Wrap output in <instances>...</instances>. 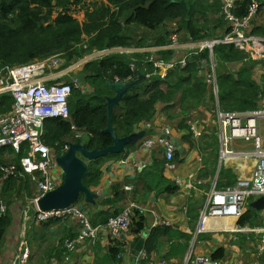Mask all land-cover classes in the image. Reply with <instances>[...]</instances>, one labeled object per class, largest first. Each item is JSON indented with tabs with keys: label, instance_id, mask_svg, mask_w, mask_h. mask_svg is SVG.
<instances>
[{
	"label": "trees",
	"instance_id": "1",
	"mask_svg": "<svg viewBox=\"0 0 264 264\" xmlns=\"http://www.w3.org/2000/svg\"><path fill=\"white\" fill-rule=\"evenodd\" d=\"M86 1L77 0L76 3L84 6ZM71 2L70 0H0V61L2 66L23 67L36 59L61 55L62 66L59 69L61 71L92 54L93 51L143 47L146 46L143 44L147 39L150 40L147 47L162 48L169 44L167 39L175 32L168 31L167 28L175 24L178 25L175 33L179 32L184 40L189 38L194 41L211 40L220 38L229 30L226 16L222 13L224 3L221 0H106V3L94 4L93 9L88 7L87 21L83 24L74 18L71 12ZM251 4L252 0L236 1L231 12L238 18H244L248 15ZM57 6L62 7L63 11L54 18ZM255 22H253V34L264 36V23ZM85 37H88L87 42H85ZM175 53L173 50H160L157 51V59L171 60L175 57ZM132 58L139 61L135 63L137 66L135 72L130 68ZM246 58L244 52L234 45H217L214 49L213 59L216 63L215 72L219 86L218 100L223 111L243 113L256 111L260 107V96L264 95V76L258 82L255 77L257 62L252 59L246 61ZM212 61L210 51L206 49L205 52L193 56L186 67L178 66L165 79H161L158 75L153 76V66L142 63L137 54L128 56L114 53L100 60H94L86 64L83 71L88 76L89 91L76 87L73 80L67 79L66 83L70 84L73 90L70 100V120H48L45 124V144L55 150L56 156L64 154L65 146L71 144H86L90 150H102L113 145L112 137L104 133L108 126L106 98L113 95L111 89L106 87L107 81L116 82L118 79L120 82H127L131 76L135 79L134 75L150 73L152 74L151 79L131 89L124 97L122 104L115 109L113 126L117 136L126 138L132 135L138 125L149 122L153 118L157 104L162 103L169 106L170 110L182 107L181 123L176 128L188 133L183 136V141L194 147L192 123H188L189 117L184 116L188 112H198L199 116L196 119L201 118L199 120L203 124L207 113L210 117L214 115L215 101L208 98L211 87L207 85L202 75L203 62L208 65V69L213 70ZM14 104L15 101L10 94L0 95V117L10 114ZM209 107L212 112L208 110ZM74 127L83 133L82 138L74 137ZM214 143L217 142L214 141ZM130 148L133 146L127 147V149ZM204 149L212 150L213 147L210 143H206ZM7 152L14 155L12 148L0 150V166L8 165L2 160ZM159 152L162 153V151ZM26 155L27 152L21 151L16 156L14 159V164L18 168L16 177L4 180V187H0L1 198L8 208L6 213L0 211V255L13 223L14 213L10 209L11 206L19 201L27 206L28 201L33 198L29 177L34 176L25 174L24 171L19 173L21 158ZM125 155L126 153L111 154L88 162L89 172L84 179V184L89 188L99 186L103 178L101 165L109 160L124 161ZM179 158L180 151H176L172 163L180 162ZM167 164L166 159L155 160L151 167L145 168L137 175L134 183L149 184L145 191H157V195L176 194L180 190V185L177 181L164 176ZM223 178L228 179L224 184V188H227L235 183L237 177L230 171H223L220 180ZM0 181H3L1 171ZM80 201H83V197ZM97 201L101 208L107 207V209L89 215V223L93 227L104 226L111 217H116L121 213L119 209L122 202L120 191H115L113 197L97 199ZM250 202L248 201L238 221L239 226L251 229L263 227L260 226L263 224L262 212L249 207ZM48 227V223L42 224L38 225L36 230ZM145 230L146 218L141 210L135 209L130 230V233L136 237L133 246L145 235ZM69 232L64 238L58 240L54 247L51 248L50 245L45 249L43 258L47 259V264L57 261L64 262L67 257L75 253L68 251L65 240L75 241L79 236L70 230ZM193 235L194 233L185 234L174 231L167 226L152 228L146 238L144 251L146 259H140L138 264H145L150 259V255L157 250L158 242L162 237L175 241L165 260L185 255ZM237 235L240 237V243L247 241L246 239L254 240L257 237L255 233L249 236L243 233ZM46 236L47 234H40L43 241ZM116 241L118 242V239ZM119 243L114 242L109 247L107 258L111 264H123L119 256L124 254V249ZM213 258L218 261L225 260L226 250L221 248L213 253Z\"/></svg>",
	"mask_w": 264,
	"mask_h": 264
},
{
	"label": "built area",
	"instance_id": "2",
	"mask_svg": "<svg viewBox=\"0 0 264 264\" xmlns=\"http://www.w3.org/2000/svg\"><path fill=\"white\" fill-rule=\"evenodd\" d=\"M224 3V14L228 21L229 30L227 34L220 38L211 40H202L199 42H190L193 44L185 45L181 44L179 35L174 34L171 36V42L168 46L162 48H148V49H122L115 48L104 51H93L92 54L87 55L85 59L100 60L114 53L122 55L133 56L140 54L145 58V63L152 64L156 74L165 79L169 72L175 70L178 66L184 68L187 65L188 56L183 53H179L185 49L192 50L196 55L202 51L208 49L210 55L213 56L214 49L217 45H234L238 50L243 51L246 55V61L253 60L257 62L255 77L260 82L262 76H264V36L253 34L254 25H251L254 18L252 16L260 11L264 5V0H252V4L249 8L248 15L244 18H238L233 15L231 9L236 1L239 0H221ZM249 26L252 29H249ZM86 48V46H85ZM160 50H173L178 53L171 60L157 59L156 53ZM106 53L104 56H98L93 58L97 54ZM191 55V54H190ZM61 55L54 56L51 65L46 70L50 73L47 76H36L26 71L27 66L23 67H2L0 61V77L3 79L0 81V85L4 86L0 90L1 94H10L14 101L13 111L0 117V150L6 148H12L15 155H19L21 151L27 152V155L21 158V170L25 174L33 175L40 174L41 179L33 175L39 183L40 195L33 200L30 207L23 210V221L27 224L29 221L36 225L46 224L50 222H73L76 218L81 220L80 236L75 241L66 240V247L68 251L75 252L76 244L80 241L95 242L99 235L105 234L113 245L116 240H122L123 236L128 235L132 228V220L135 216V209H139L136 205L120 206L121 213L116 217H111L107 224L104 226L93 227L88 219L89 215L85 211H75L77 207L66 210H52L48 212H42L38 209L37 201L46 193L54 190L59 183L60 172L59 166L56 164L55 150L45 144V124L48 120L61 119L64 121L70 120V100L72 98V86L66 82L52 83V77L55 76L53 67L62 66L60 61ZM88 62V63H90ZM137 59L132 58L130 64L131 70H136L135 63ZM49 63V64H50ZM87 63V64H88ZM76 65V66H75ZM79 63L73 64L71 68L76 70ZM59 67V68H60ZM213 70L206 72V83L213 88L216 96L219 94L218 80L215 72L214 65ZM69 69V73H72ZM69 73L62 74L59 79H62ZM150 76H147L149 78ZM132 79V77L130 78ZM118 82V79L116 80ZM76 84V83H75ZM76 87H79L76 84ZM259 109L256 111H249L243 113H230L223 112L220 109L217 111V123L220 127L219 142L221 148L219 151L220 158L225 165H230L231 168L235 167L240 172H247L241 174L237 179V182L230 187L224 189H218L216 184L213 185L210 192L207 194L206 207L202 211L201 221L198 223V229L196 230V237L204 232H208L205 228L206 221L214 220H234L239 221L242 217L246 205L250 199L251 202L257 201L261 197H264V95L260 96ZM153 118L149 122H143V125L135 128V132L139 133L145 131L146 135L152 133L155 130L153 125ZM74 137L82 138L83 133L78 131L76 127L73 128ZM194 130V139L197 138L198 133ZM174 135L169 128H165L156 134H151L148 137L143 138L139 145L140 149L146 151H159L164 152L165 158L168 162L167 169L171 170L175 168L172 163L175 157L177 147L174 143ZM238 143H241V147ZM138 145V144H137ZM136 145V146H137ZM247 146L249 148H246ZM68 145L65 146V151L68 149ZM56 170L57 175L53 173ZM1 173H3V180H8L10 177H16L18 168L16 165L1 166ZM177 183L182 186L180 181ZM199 184L202 181H198ZM189 184V183H188ZM187 185V184H186ZM186 188H194L193 185H187ZM126 190H131L130 187H126ZM34 209L31 213L30 210ZM2 212H5L6 208L3 204L0 205ZM147 212V211H146ZM153 212V211H150ZM264 216V211L263 214ZM68 219V220H67ZM157 226H170L165 220H157L154 223V227ZM234 232L239 233H251L253 229H242L236 225ZM264 232V229L261 230ZM25 228L21 234L22 239L18 241V246L10 258L8 264H29L32 258L31 245L26 241ZM196 242V239H195ZM264 246V237L261 241ZM28 244V246H26ZM122 245V244H121ZM95 245L93 244V247ZM126 249V246H122ZM129 254V253H128ZM143 253L141 258L146 259ZM72 256L66 258L65 262H68ZM123 255L119 256V259H124ZM159 264H168L166 260H162ZM183 264H224L221 261L215 260L212 255L209 254H196L194 250L188 251L185 256ZM234 264H244L241 261ZM261 264V263H254Z\"/></svg>",
	"mask_w": 264,
	"mask_h": 264
},
{
	"label": "crops",
	"instance_id": "3",
	"mask_svg": "<svg viewBox=\"0 0 264 264\" xmlns=\"http://www.w3.org/2000/svg\"><path fill=\"white\" fill-rule=\"evenodd\" d=\"M71 69L73 74H78L73 68ZM232 69H234L233 66ZM61 75L62 74L60 73L52 77V83L60 81L61 79L58 80L57 78ZM68 75L65 77L67 78ZM168 108L169 106L163 105L162 103L157 104L152 121L155 130L152 133H148L145 137H148L151 134H156L165 128H169L174 135V139L179 141L185 149L184 154L180 153L179 159L181 161L174 164L175 168L171 170L167 169L166 173H164V176L167 179L180 181L182 183V186H179L180 190L174 195H157V191H145L149 187V184L134 183L137 179V175L145 168L151 167L155 160L166 159L162 150H159L162 151V153H160L158 150L150 152L140 149L139 145L141 142H139L137 146L127 149L124 161L109 160L101 165L100 169L103 173V178L99 186L93 188L97 194V199L113 197L115 191H120L122 198L121 206L134 204L139 207V210L143 212L146 218V228L149 229V231L153 228L154 223L157 220H165L170 224V226L167 227L174 229V231H180L185 234L194 233L189 249L185 255H182L179 258L174 257L170 260H166L168 264H183L186 254L191 249L194 250V253L196 254H209L213 256V253L219 251L221 248L226 250V258L221 261L222 263L233 264L230 261L231 259L238 262L237 258L243 255L237 256V253L240 251L241 253L246 254L249 248L251 249V247H254V244L248 243L247 241H245L243 246L231 243L237 241V236H235V234L239 233V231L234 232L232 229H234L236 225L238 228L242 229L250 228L239 226L237 221H231L233 224H230L225 220H214L206 221L204 224L205 228L209 230L208 232L201 233L196 237V230L198 229L199 221H201L202 211L205 209L204 207H206L207 194L210 192L214 184H216L218 189H222L224 188V184L228 181L227 178L220 180L222 172L230 171L231 174L238 178L241 174L247 172H240L235 167L231 168L230 165L227 166L223 163L219 155L221 148L219 137L218 140H215L217 143L213 144L214 135H212L208 128H205V126H208L210 120V115L208 113L203 124L200 121L201 118H199L200 120L196 119V117L199 116L198 112H188L185 114L184 117H189L188 123L191 122L192 124H197L193 128L196 133H198V136L193 139L195 146L191 147L183 141V136L188 135V133L185 130H182L181 132L176 128L181 123V115L183 114L182 107H178L174 110ZM208 110L211 111V108L209 107ZM139 127L143 129V125L138 126V128ZM206 135L208 136L205 137ZM206 142L212 145V150L204 149ZM238 144L243 147L241 143ZM244 147L249 148L247 146ZM198 181H202V183L199 184ZM221 181L223 183H219ZM186 184L193 185L194 188H186ZM127 186L132 187V190H126ZM36 194L38 197V190H36V193L33 191V198H36ZM18 203H21L23 206V202L19 201ZM13 205L11 206V211L14 213ZM28 207H30V205L26 206V208ZM92 207L94 209L93 214L102 209H107V207L101 208L98 205V201L96 202V205ZM33 211L34 209L31 208V213ZM17 212L18 213H14L12 226L6 236L3 250L0 255V264H8L18 246V241L22 239L21 234L23 231V225L21 221H23V210L18 209ZM261 218L263 224L260 226L264 227V216L262 215ZM56 230L57 229L54 227L53 229L43 228L42 230H38L37 234L45 235L49 233L48 235H50L52 232L56 233ZM69 230L72 231L73 234H79L78 231H73L70 228ZM68 233L70 232L67 231L65 235ZM263 237L261 239H263ZM123 238L124 239L122 240L119 239L118 243L120 242L119 244L127 247L124 249L123 259L124 264H130L131 250L136 237L132 233H129ZM58 240L61 239H58L57 237L54 238V242L50 244L51 248L54 247ZM111 241L112 240H109L105 234L99 235L94 243L91 241H80L76 244L75 256L68 262H62V264H111L107 258ZM181 242L182 241H180V243ZM173 243H175V241L170 240L168 237H162L158 242L157 250L150 255V259L147 260L145 264H159L162 260H165ZM93 244L95 245L94 247ZM30 245L33 249L32 243H30ZM47 247H45V249ZM260 249L264 250V246L261 245ZM247 260L251 259L247 258ZM34 262L35 261L32 259L30 264H33Z\"/></svg>",
	"mask_w": 264,
	"mask_h": 264
},
{
	"label": "water",
	"instance_id": "4",
	"mask_svg": "<svg viewBox=\"0 0 264 264\" xmlns=\"http://www.w3.org/2000/svg\"><path fill=\"white\" fill-rule=\"evenodd\" d=\"M88 76L85 73L77 74L72 77L73 82L82 86L87 85ZM144 81V76L140 75L136 81L130 83L107 81L106 87L113 92L112 96L106 98L108 111V126L104 133L113 139V145L99 150H90L86 144H71L66 153L56 158L57 165L63 174L60 184L51 192L46 193L37 201L38 209L42 212L52 210H66L76 205L83 197L88 205H96L97 194L94 190L84 184V179L89 172L87 162L95 161L99 158L107 157L111 154H125L128 146L135 147L146 136L145 131L134 132L126 138H119L113 126V114L118 108L126 94ZM174 143L181 154L185 153L179 141ZM258 212L264 211V197L253 201L249 205ZM238 222V221H237ZM124 237V236H123ZM122 237V238H123ZM124 239V238H123ZM146 239L141 238L131 250V263L138 264L143 252L145 251Z\"/></svg>",
	"mask_w": 264,
	"mask_h": 264
},
{
	"label": "rangeland",
	"instance_id": "5",
	"mask_svg": "<svg viewBox=\"0 0 264 264\" xmlns=\"http://www.w3.org/2000/svg\"><path fill=\"white\" fill-rule=\"evenodd\" d=\"M72 1V5H71V12L74 16V18H76L81 24L85 23L87 21V9H93L94 8V4H103V3H106V0H87L85 5L83 6V4H77L76 1L77 0H70ZM89 7V8H88ZM63 11V8L60 7V6H57L56 7V10H55V14H54V18H56L60 12ZM222 13H224V7H222ZM253 21L251 23V25H253V22L256 21L255 23H264V5L263 7L260 9V11H258L257 13H255L253 16H252ZM223 22L225 23V19L223 20ZM177 27L178 25H169V28H167L168 31H176L177 30ZM249 29H252V27L249 26ZM88 41V37H85V42ZM150 40L147 39L146 40V43H144L143 45H147V43L149 42ZM186 41V40H185ZM135 44H136V41H135ZM84 45V44H83ZM106 53H102V54H97L96 56H94L93 58H96L98 56H104ZM54 57H49V58H45V59H36L34 61H32L30 63L29 66H27V69L26 71L31 73V74H35L36 76H39L40 74L43 73L42 76H47L50 71L49 70H46L48 68L49 65H51V61ZM91 60L89 59H82V60H79L77 62H75V64L79 63L78 67L76 68L75 71H77V73H80L84 66L90 62ZM51 62V63H50ZM50 63V64H49ZM76 66V65H75ZM60 66H55L53 67L54 69V73H56L55 75H58V74H65V73H69L68 69L66 70H61L59 72L58 69H59ZM202 67L203 68H206L208 67L207 65L205 64H202ZM3 77H5L4 75L0 77V81L3 79ZM67 81V78L64 77L63 79H61V82H66ZM4 86H1L0 85V90L3 89ZM89 91V90H88ZM0 95H2L0 93ZM209 99H213L215 102V110H214V115H212L210 117V120H209V123H208V130L212 133L213 136V140H218V134L220 132V128L219 126L217 125V108H218V103H219V100H218V97L216 96L215 92L213 91V88L210 89V96L208 97ZM210 99V100H211ZM212 126V127H211ZM264 134V132H263ZM216 135V137H215ZM217 138V139H216ZM208 143V142H206ZM16 158V156L14 155H11L9 154L8 152L2 157V160L10 165H13L14 164V159ZM53 173L55 175H57L56 173V170H53ZM61 172H60V175L61 176ZM35 175L38 180L41 179L40 175L39 174H33ZM237 177V176H236ZM30 178V182H31V185H32V188L34 193H36V190L37 189H40L39 188V182L34 179L33 177H29ZM237 179L238 177L236 178V181L235 183L237 182ZM234 183V184H235ZM233 184V185H234ZM232 185V186H233ZM0 187H4V181H0ZM0 196H1V193H0ZM249 201H252V199H250ZM21 202V201H20ZM6 203V202H5ZM249 205V204H248ZM76 210L75 211H85L88 215H92L94 210L92 208H88L86 209L83 202H80L77 206H76ZM19 208H23L22 205H16V207L13 208L14 210V213H18V209ZM205 208V207H204ZM68 220V219H67ZM80 221L79 219H75L73 222H69V221H66L64 223L62 222H57V223H48L49 224V227L50 229H53L56 228V233L52 232V234L48 235L45 237V240L43 241L40 237V235L37 234V230H36V227H38V225H33L31 221H29L27 224H25V221H21L22 225L24 226L26 232H25V235H26V239H27V242L28 243H32L33 245V249H32V254L34 253V258L33 260L35 261L34 263L35 264H47V259L46 258H43V254H44V251H45V247H47L48 245H50L51 243H53L54 241V238L57 237L58 239H62L64 238L65 234L67 231H69V229H65V227H68L70 229H72L73 231H79V230H83L81 228V225H80ZM89 221V219H88ZM36 226V227H35ZM249 228V227H247ZM264 229V227H256L255 228V231L254 232H251V233H255L257 235V238L252 240V239H246L248 243H252L254 244V247H251V249L249 248L247 250V253L246 254H243L239 251V253H237V256L238 255H243V256H240L237 258L238 261H241L242 263L244 264H254V263H264L263 261L261 262V260H264V250H261V245H263L261 243L262 241V237L264 236V232H262L261 230ZM254 230V229H253ZM149 233V229L146 228L145 230V235L147 236ZM251 233H245V235L249 236ZM235 236H237V241L236 242H231L233 244H239V245H244L245 241L242 243H240V237L235 234ZM38 238H40V241H38ZM28 246V244L26 245ZM251 246V245H250ZM246 255V256H245ZM75 256V253H73V256ZM182 255H180L179 257H181ZM248 256V257H247ZM254 256V257H253ZM247 258H250L251 260H247ZM42 261V262H41ZM46 261V262H45ZM231 263H235L236 261L231 259L230 260ZM33 263V264H34ZM50 264H62L61 261H57V262H51Z\"/></svg>",
	"mask_w": 264,
	"mask_h": 264
},
{
	"label": "clouds",
	"instance_id": "6",
	"mask_svg": "<svg viewBox=\"0 0 264 264\" xmlns=\"http://www.w3.org/2000/svg\"><path fill=\"white\" fill-rule=\"evenodd\" d=\"M172 31V30H171ZM176 32V31H175ZM173 33V34H171L170 36H169V38L167 39V40H169V43L171 42V36L172 35H174V34H177V35H179V40H180V42H181V44H185V45H190V44H193V43H190V42H199V41H194V40H192L191 38H189V39H187L186 41L184 40V38H182V35L178 32V33ZM169 45V44H168ZM167 45V46H168ZM156 46H149V47H147V45L146 46H143V47H138V46H133V47H131V48H128V49H148V48H155ZM122 49H124V48H122ZM125 50H127V49H125ZM206 50H204V51H202V52H205ZM201 52V53H202ZM179 53H183V54H185V55H189L188 56V61L193 57V56H195L196 54L192 51V50H190V49H185V50H183V51H181V52H179ZM175 54H178V53H175ZM191 54V55H190ZM198 54H200V53H198ZM197 54V55H198ZM137 55H139V57L141 58V62L142 63H144V64H147V65H149V66H153L152 64H148V63H145V58L142 56V55H140V54H137ZM156 56H157V53H156ZM212 57V65H214V68H215V71H216V63H215V61H214V59H213V57H214V54H213V56H211ZM84 59V58H83ZM82 60V59H81ZM187 61V62H188ZM139 62V61H138ZM137 63V62H136ZM203 64H205V65H207L205 62H203ZM2 65V64H1ZM136 65V64H135ZM72 66V65H71ZM71 66L70 67H68L67 69L69 70L70 68H71ZM86 66V65H85ZM84 66V67H85ZM208 66V65H207ZM3 67V66H2ZM186 67V66H185ZM136 68H137V66H136ZM154 68V67H153ZM178 68V67H177ZM176 68V69H177ZM181 68V67H180ZM60 69V68H59ZM59 69H58V71L57 72H59ZM66 70V69H65ZM136 71V70H135ZM134 71V72H135ZM211 71V69H208V67H206V68H203V76L205 77V74H206V72H210ZM170 73V72H169ZM168 73V74H169ZM76 75V74H75ZM140 75H142V76H144V81L145 80H147V79H151V77H152V74H150V73H148V74H138L137 76L139 77ZM74 76V74L73 73H70L69 75H68V77H67V79L69 80V79H71L72 80V77ZM147 76H150L149 78H147ZM153 76H157V74H156V71H155V69H154V74H153ZM216 76H217V74H216ZM132 77V76H131ZM130 77V78H131ZM128 79V81L127 82H124V83H130V82H133V81H136L137 79ZM205 80H206V77H205ZM143 81V82H144ZM58 83L59 82H61V80L60 81H57ZM118 82H120L119 80H118ZM75 83V82H74ZM115 83V82H114ZM218 97H219V94H218ZM221 110V108H220V105H219V103H218V108H217V111L218 110ZM221 111H223V110H221ZM223 112H226V111H223ZM228 113V112H227ZM195 125H197V124H192V128L195 126ZM217 125H218V123H217ZM193 133H194V130H193ZM195 134V133H194ZM218 137H219V135H218ZM70 146V145H69ZM5 149V148H4ZM68 149H69V147H68ZM68 149L64 152V153H66L67 151H68ZM2 150V149H1ZM15 155V154H14ZM63 155V154H62ZM15 156H17V155H15ZM57 157H60V156H56V158ZM88 163V162H87ZM57 164V163H56ZM13 165H15V164H13ZM20 165H21V163H20ZM7 166H11L10 164H8ZM7 166H5V167H7ZM1 167V166H0ZM60 168V167H59ZM61 169V168H60ZM62 171V170H61ZM62 174H63V172H62ZM62 174H61V176H60V178L58 179L59 180V183H57V186L60 184V182H61V178H62ZM40 175V174H39ZM4 181V180H3ZM57 186H56V188H57ZM127 187H130V186H127ZM55 188V189H56ZM131 188V190H132V187H130ZM92 190H93V188H91ZM38 190V189H37ZM131 190H129V191H131ZM39 191V190H38ZM53 191V190H52ZM51 192V191H50ZM39 195H40V191H39ZM44 196V195H43ZM37 198V197H36ZM36 198H32L30 201H28V204L27 205H32V203H33V200L34 199H36ZM80 201V200H79ZM22 202V201H21ZM80 202H83V204H84V206H85V208L86 209H88V208H92V205H88V204H86L85 203V200H84V198H83V201H80ZM80 202H78L76 205H74V206H72L71 208H74V207H76ZM96 202H97V199H96ZM30 203V204H29ZM251 203V202H250ZM1 204H3L4 205V207L6 208V210H5V212H2L1 211V209H0V211L2 212V213H6L7 212V207H6V205H5V203L3 202V199L2 198H0V205ZM16 205H21V203H16L15 205H13V208L14 207H16ZM121 206V205H120ZM120 206H119V209H120ZM71 208H68V209H71ZM11 209V208H10ZM19 209H21V208H19ZM25 209H27L26 208V206H24V204H23V208H22V210H25ZM93 209V208H92ZM89 210V209H88ZM30 212H31V210H30ZM262 214H263V212H262ZM89 217V216H88ZM89 220H90V217H89ZM56 222V221H55ZM51 223V222H50ZM53 223V222H52ZM57 223V222H56ZM33 225H36V224H34V223H32ZM47 224V223H46ZM42 225V224H41ZM36 227V226H35ZM65 228H67V227H65ZM150 232V231H149ZM78 236H80V233H81V230H79L78 231ZM148 237V235L146 236V235H144L142 238H147ZM65 243H66V240H65ZM30 244V243H29ZM144 253V252H143ZM72 256H73V253H72ZM131 256V255H130ZM34 258V254H32V258H31V260ZM131 258V257H130ZM140 259H142V258H140ZM140 259H139V261H140Z\"/></svg>",
	"mask_w": 264,
	"mask_h": 264
},
{
	"label": "flooded vegetation",
	"instance_id": "7",
	"mask_svg": "<svg viewBox=\"0 0 264 264\" xmlns=\"http://www.w3.org/2000/svg\"><path fill=\"white\" fill-rule=\"evenodd\" d=\"M85 68V67H84ZM84 68H83V70L80 72V73H78V74H81V73H83V71H84ZM74 75H75V73H74ZM77 75V74H76ZM133 78H135V79H138L139 77L138 76H133ZM76 83V82H75ZM77 84V83H76ZM78 86H79V88H81V89H84V90H88L89 89V86H88V84L84 87V86H82V85H80V84H77Z\"/></svg>",
	"mask_w": 264,
	"mask_h": 264
},
{
	"label": "bare ground",
	"instance_id": "8",
	"mask_svg": "<svg viewBox=\"0 0 264 264\" xmlns=\"http://www.w3.org/2000/svg\"><path fill=\"white\" fill-rule=\"evenodd\" d=\"M226 222H228V223H230V224H233L231 221H233L234 222V220H230V219H227V220H225ZM230 221V222H229Z\"/></svg>",
	"mask_w": 264,
	"mask_h": 264
}]
</instances>
